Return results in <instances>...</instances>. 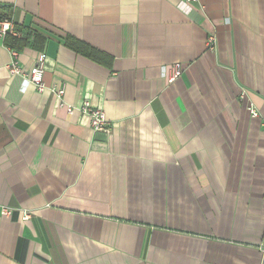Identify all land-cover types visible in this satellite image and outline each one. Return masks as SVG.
Returning a JSON list of instances; mask_svg holds the SVG:
<instances>
[{
    "label": "crops",
    "instance_id": "0c3cea01",
    "mask_svg": "<svg viewBox=\"0 0 264 264\" xmlns=\"http://www.w3.org/2000/svg\"><path fill=\"white\" fill-rule=\"evenodd\" d=\"M0 18L46 86L0 38V264H264V0H0Z\"/></svg>",
    "mask_w": 264,
    "mask_h": 264
},
{
    "label": "built area",
    "instance_id": "2783aa9c",
    "mask_svg": "<svg viewBox=\"0 0 264 264\" xmlns=\"http://www.w3.org/2000/svg\"><path fill=\"white\" fill-rule=\"evenodd\" d=\"M198 0H180V3L187 7L191 8L194 3ZM182 7V6H181ZM18 35V31L16 30V25L11 19H1L0 18V38L4 39L6 34ZM215 38L214 36H210L209 43L210 48H214L213 42ZM13 61L9 66L10 74H17L22 76L24 81L27 84H31L36 86L39 91H44L46 89L44 83V56L42 55L38 62L30 69L24 70L22 66L19 64L17 57L19 52L15 49H12ZM183 73V66L180 62L173 64L168 71V81L174 82L177 80ZM58 95H62L64 93V88H52ZM81 111L90 116L91 119V127L94 131H109L110 122L106 116L105 111L102 108L93 107L90 100H84L81 107ZM68 111L73 112L74 107L68 106ZM252 116H258L257 111L254 109L250 110ZM1 212L3 215H10L12 213V209L7 206H2ZM30 218V214L28 212L24 213L23 219L27 220Z\"/></svg>",
    "mask_w": 264,
    "mask_h": 264
},
{
    "label": "trees",
    "instance_id": "16d2710c",
    "mask_svg": "<svg viewBox=\"0 0 264 264\" xmlns=\"http://www.w3.org/2000/svg\"><path fill=\"white\" fill-rule=\"evenodd\" d=\"M6 19H10V18H6ZM16 30H17L18 33H19L18 35H13V34L8 33V34H6L4 40H5V43H6L11 49H15V50L18 51V50H19V47H18L17 45H13V44L8 43V40H9V39H13V40H15L16 42H20L21 40L25 39V38H23V37H24V34H22L21 31H20L19 29H17V27H16Z\"/></svg>",
    "mask_w": 264,
    "mask_h": 264
}]
</instances>
